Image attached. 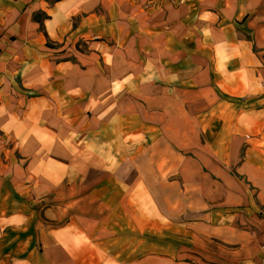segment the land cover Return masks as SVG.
<instances>
[{
  "label": "crops",
  "instance_id": "1",
  "mask_svg": "<svg viewBox=\"0 0 264 264\" xmlns=\"http://www.w3.org/2000/svg\"><path fill=\"white\" fill-rule=\"evenodd\" d=\"M264 0H0V264H264Z\"/></svg>",
  "mask_w": 264,
  "mask_h": 264
},
{
  "label": "built area",
  "instance_id": "2",
  "mask_svg": "<svg viewBox=\"0 0 264 264\" xmlns=\"http://www.w3.org/2000/svg\"><path fill=\"white\" fill-rule=\"evenodd\" d=\"M263 249H264V246H263Z\"/></svg>",
  "mask_w": 264,
  "mask_h": 264
}]
</instances>
